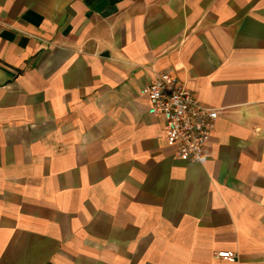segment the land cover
<instances>
[{
    "label": "crops",
    "instance_id": "crops-1",
    "mask_svg": "<svg viewBox=\"0 0 264 264\" xmlns=\"http://www.w3.org/2000/svg\"><path fill=\"white\" fill-rule=\"evenodd\" d=\"M160 71L219 110L198 162ZM0 264H264V0H0Z\"/></svg>",
    "mask_w": 264,
    "mask_h": 264
},
{
    "label": "built area",
    "instance_id": "built-area-1",
    "mask_svg": "<svg viewBox=\"0 0 264 264\" xmlns=\"http://www.w3.org/2000/svg\"><path fill=\"white\" fill-rule=\"evenodd\" d=\"M148 100L146 113L162 119L167 146L185 162H198L203 157L215 128L219 110L205 106L186 84L172 72L160 71L141 88ZM230 262L235 252H218Z\"/></svg>",
    "mask_w": 264,
    "mask_h": 264
}]
</instances>
